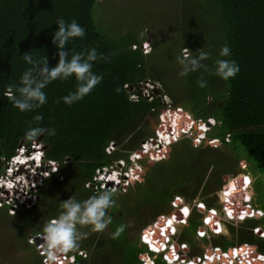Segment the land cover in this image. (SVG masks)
Wrapping results in <instances>:
<instances>
[{"label": "trees", "instance_id": "16d2710c", "mask_svg": "<svg viewBox=\"0 0 264 264\" xmlns=\"http://www.w3.org/2000/svg\"><path fill=\"white\" fill-rule=\"evenodd\" d=\"M197 2L200 5L195 6L196 14L205 13L207 17L195 15L192 32L183 35L182 46L188 48L193 57L198 56L200 50L210 53L211 58L202 61L207 65V70L202 68L184 78L179 77L182 91L178 90L179 87L165 85L169 88L167 92L151 89L149 97L142 93L144 82L148 79L162 80L152 72L150 54H144L138 47L141 43L133 35L134 29L130 28L124 37L116 39V36L97 24L95 10L99 0H0V173L18 154L20 147H30L38 142L39 137L35 141L25 138L30 128L55 130L54 136L48 135L47 131L40 136V142L45 145V160L58 164V171L44 178L37 190L40 216L45 221L58 218L63 211L61 202L72 196L77 201H85L100 191L111 190L103 188L95 191L87 187L86 182L93 180L97 169L126 156L123 150H136L144 139L153 134V124L150 126L146 117L150 115L157 119L158 114L166 108L163 94L170 96V109L180 111L185 125H193L197 119L215 117L218 124L208 136L223 137V144H238L255 166L264 172V0ZM187 6L188 0H182L180 15L184 33L189 31L184 28L190 23L188 16L183 15ZM59 18L67 23L75 20L86 32L83 38H73L66 45L69 60L76 53L86 56L91 49L96 50L98 57L103 55L108 58H98L92 63V72L101 76L102 81L90 94L69 106L63 102V98L77 91L78 82L74 75L67 80L57 79L43 89L47 97L43 106L21 112L14 107L5 92L10 91L19 96L17 89L22 86L21 77L32 68L23 59L25 53H30L34 59L47 57L50 70L58 65L59 49L53 39L59 28ZM211 19H214L219 31L218 36L212 37L218 38L216 50H209L205 44L207 39L202 37L203 25ZM224 45L230 48L231 55L228 57L219 55ZM220 59L234 60L239 65L240 71L235 78L225 81L215 74L216 61ZM201 78L206 81L205 87L197 83ZM37 115L43 117L38 123L34 121ZM227 134H230V141H225ZM112 142L118 149L109 152L107 150ZM151 173L150 169L146 172L140 166L131 174L133 184L116 192L113 197L115 206L108 210L112 223L107 237H103L102 232L96 238L98 232H93L91 238V226L85 227L88 232L86 245L81 244L88 247L94 256L100 252L107 253V259L110 260L118 252L122 256V264H140L148 253L144 246H140V242H131L129 239L126 242L123 237L125 227L118 239L112 237L119 226L127 223L126 215L117 210L120 206L118 197L130 200L132 212L139 211L136 213L137 219L148 222L157 219L149 211L138 210L134 204L136 192L140 193V200L144 199L142 196L149 200L155 198L157 191L149 186ZM162 192L165 193L163 200L172 199V190L167 188L166 182ZM9 207L5 203L0 207V214L16 220L28 218L21 224V231L25 244L33 248V252L25 256L24 264H47L48 258L42 248L36 251L26 236L29 232H25L24 225L32 220L31 210L24 211L21 205L16 214H9ZM146 225L138 227V237ZM196 225L194 221L190 228L195 230ZM34 226V233L43 232L44 225ZM78 227L79 231L84 232L83 227ZM107 238L109 240L105 241ZM252 240L264 245L257 239ZM81 248L79 245L77 250ZM53 264L64 263L57 260ZM68 264L94 263L91 257L77 256L74 263ZM159 264L165 263L160 259Z\"/></svg>", "mask_w": 264, "mask_h": 264}, {"label": "rangeland", "instance_id": "374dc122", "mask_svg": "<svg viewBox=\"0 0 264 264\" xmlns=\"http://www.w3.org/2000/svg\"><path fill=\"white\" fill-rule=\"evenodd\" d=\"M99 1L100 3L95 10L97 24L102 26L111 35L116 36V39L124 37V33L130 28V30L134 29L133 35L137 36V40L141 43L138 47H141L144 54H150L152 72L155 76L162 78V80L149 82L147 80L142 85V92L151 97L150 89L152 87L160 88L167 92L169 88H166L165 85L167 87H179L178 90L182 91L183 87L179 85V77L181 76H178V73L182 69L176 57L182 55V50L185 48L182 46L184 42L183 35L192 32V20L195 18V15L197 17H207L205 13L196 14L195 6L200 5L197 0H188V6L183 13V15L186 14L188 16L187 19L190 22L184 28L185 31L189 30L186 33L182 32L181 29L180 7L182 0ZM218 34L219 31L215 26L214 19L203 25L202 37L207 39L205 44L209 50H216L219 44L218 38L214 39L212 37L218 36ZM132 46L133 48L136 47V45ZM166 100H171L169 95H167ZM166 105H169V103ZM166 115L172 117L168 120L172 124V128L171 130L168 128L169 131H167L166 122H161L164 132L172 133L175 126L177 129L175 131L176 135L171 136L167 134L169 141L171 140L170 143L172 142L171 144L164 147L163 145L166 143L163 145L162 143H157L156 145H159V148L157 146L154 153L149 157H146L147 154L140 151L141 149L135 151L123 150L126 156L123 157L124 161L123 159L122 161L125 167L130 170V173L139 165L145 168L146 172L148 169L152 171L149 177L152 178L154 183L151 182L149 186L153 190H156L157 193L156 195L154 194L155 198L153 200H149L144 196H142L144 199L140 200L138 198L140 193L136 192L134 194V204L139 208L138 210L147 209L151 213V216H157V219H154V221L158 220L156 222H161L159 220L164 219L163 217L169 212L168 208L170 205L174 215L179 214L180 217L187 219L188 214L184 210L187 209L189 211L191 207L190 199L187 197H190V194L194 191H200L199 198L202 200L203 207L200 206L197 209L200 214L202 213L203 224L208 222L211 216H209L208 212H201L202 208L207 211L211 210L212 213L217 212V206L222 209V213H219L220 218L215 217L217 219L216 222L220 220L221 226L218 223L215 227L218 229V232L216 233V229L207 230V233L202 237L206 238V240L208 239V244L220 243L224 245L229 238L237 240L235 243H238L240 238H245L244 236L264 242V172L255 166L238 144L230 145L222 143L220 146L213 147L208 142L209 140L197 142V130L200 127V125H196L197 120L193 121V125H185L179 110L167 112ZM146 121L150 123V126L153 124L152 129L154 128L153 134L148 139L154 138V140H157L160 138L156 134L159 131L157 129L159 125L156 127L155 118L148 115ZM204 128L206 127L204 126ZM229 138L227 137V141L230 140ZM221 139L223 140V137ZM44 146V144L37 142L30 149H26V154L31 157L29 151L34 150L37 152L35 156L39 157L44 153ZM115 149L118 148H115V146L110 148L111 151ZM134 152L137 154L134 155ZM37 165L39 163L31 161L26 164H16L13 168H10L12 166V162H10L6 165L3 172L0 173V185L4 182H8V185H11L12 181L16 179V185L18 186L17 189L13 190V193L12 191L4 192L3 189L0 190V207L5 203L9 204V214L15 213L18 208H21V205L24 211L31 210L32 220L29 224L27 222L24 225L25 232H29L26 235L29 242L31 241V235L35 232L30 231V229L35 224L45 225L47 223L46 219L40 216V198L36 196V192L39 184L41 185V181L46 177V174L47 176L49 175L50 171L46 167L42 170ZM114 166L115 164H113ZM153 176L162 178L159 179ZM163 181L169 185H171V182L177 185L181 184V187L177 186L176 192L182 196L184 194L187 196L183 203L184 207H178V205L182 204L179 200L170 199L168 203L166 202L167 200H163V197H165V193L162 192L165 188V182ZM184 185L185 187L183 188L182 186ZM130 203L129 199H122L117 210L124 212L123 214L126 215V219H128L131 227V220L137 218L136 213L139 211L132 212ZM124 204H126L125 208ZM38 212L39 214L37 215ZM24 220H28V218L16 220L0 214V264H24L25 256L33 252V248H30L24 242V236L21 231V224L25 223ZM152 223L140 220L137 227L142 224L149 226ZM178 224L181 226L180 223ZM223 229L226 230L223 231ZM82 230L85 233L87 229L83 227ZM101 233H96V238ZM227 233L228 236H226ZM103 234V237L109 235L108 228L106 231H103ZM135 234L137 237L135 236L134 241H139L140 238L138 237L137 230H134ZM92 236L93 232H91V238ZM256 242L247 243L254 244L259 251H263L264 245H259ZM81 243L86 245V239L80 241L79 245L83 249V252H80V254L82 257H91L94 264H122V256H119L118 252L109 260L107 259V253L102 254L100 252L98 256H94L93 253H90L89 248L83 247ZM32 244L35 246L34 249L36 251H40V245H42L40 241H35ZM69 255L63 254L61 257L59 255L58 261L64 264L70 263L67 257Z\"/></svg>", "mask_w": 264, "mask_h": 264}, {"label": "clouds", "instance_id": "9594fccd", "mask_svg": "<svg viewBox=\"0 0 264 264\" xmlns=\"http://www.w3.org/2000/svg\"><path fill=\"white\" fill-rule=\"evenodd\" d=\"M57 23L59 25V28L58 31H56L54 34L53 43L57 45L59 49L58 65L50 70L48 66L47 57L42 59H34L30 53H25L23 55V59L28 64L32 65V68L26 70L21 77L22 86L17 89L19 96H16L10 91L5 92V95L8 96V98L13 102L14 107L18 108L21 112L31 111L43 106L47 102V97L43 89L46 88L48 84H50L51 82L57 79L67 80L74 75L78 82L77 91L75 93H70L68 96L63 98V102L69 106H71L74 102H78L82 100L86 95L90 94L91 91L95 88V86L102 81L101 76H98L92 72V63L95 62L98 58L105 60H107L108 58L104 57L103 55H100L98 57L96 50L91 49L88 51L86 56L83 53H76L72 55L71 59L69 60L68 52L65 50L66 45L73 38H83L86 35V32L85 29L81 27L75 20L71 21L70 23H67L63 18H59L57 20ZM219 55L221 57L230 56L231 55L230 48L227 45H224L221 48ZM210 58H211L210 53L205 52L203 50L199 51L198 56L193 57L191 55V51L188 48H184L182 50V55L176 57L177 62L182 66V71L178 73V76L185 77L189 73L196 72L202 68L207 70V65L203 64L202 61L209 60ZM216 66L217 67L215 74L221 77L222 79H224L225 81L231 78H235V76L240 71L239 65L234 60L230 61L228 59H220L216 61ZM149 81H156V80L148 79V82ZM145 83L146 82H144V84ZM197 83L200 87L206 86V81H204L202 78L198 80ZM151 89L156 91L162 90L160 88H155V87H152ZM132 97H136V95H132ZM166 98L167 95L163 94V98H162L163 105L166 108L158 114L155 123H156V127L157 125H159L157 129H160L163 126L161 122H166L165 126L167 128V131H169L168 128H170L171 130L172 124L169 123L168 120L169 118L172 117H168L166 114L167 112L175 111L177 109L176 108L170 109L172 106V102L171 100L170 101L166 100ZM168 103L169 105H166ZM42 119L43 117L41 115H37L34 117V121L37 123L42 121ZM208 121L211 123V125L207 124ZM217 124L218 121L213 116L205 120L197 119L196 125L198 126L200 125V127H198L197 130L198 136L196 138L198 140L196 141L200 142L202 140H206V141L209 140L208 142L212 144L213 147L220 146L223 143L221 138H216V137L212 138L208 136L209 132ZM204 125L207 126L206 129H203ZM175 128L176 126L174 127V134H175ZM202 130L203 132H201ZM46 131L47 134L50 136L55 135L54 129L47 130L42 127H34V128H30L26 132L25 138L29 141H35ZM158 132L156 134H158ZM165 133L167 132L165 131ZM167 134H170L172 136L171 132ZM229 135L230 134H227V136L225 137V141H227V137H230ZM162 137L161 140L158 139L156 141L158 143H162V145L166 143L165 145H163L164 147L172 143V142L167 143V141L165 142V140L162 141ZM148 138L144 139L140 143L139 148L136 149V150L141 149L140 151H142L144 154H147L146 157H149V155L151 153L153 154L154 151L156 150L155 149L156 147H149L148 148L149 150L145 151V147L143 146V143H145L146 140H149ZM215 139H217L216 140L217 144H214ZM38 142H40V140H38ZM35 144H37V142L32 144L30 147H28L27 145L20 147L18 154L12 157L10 161L12 162V166L10 168H13V166L16 164H26V163H30L31 161H34L37 164L39 163L37 167L41 169L42 167L45 169L47 164L52 165L53 167L52 170L47 169L48 171H50L49 175L54 172H57L58 171L57 163H55L54 161L45 160V155H43L44 153L39 157L35 156L37 152H35L34 150L29 151L31 153L30 155L31 157H29V155L26 154V149L27 148L30 149ZM114 146L116 147V144L112 142L109 145L107 151L112 152L110 151V148ZM157 148H159V146ZM129 151H135V150H129ZM13 162H15V164H13ZM139 167L140 165L137 168H135L134 171H131L128 177V181L131 177V174L136 170H138ZM124 169L130 172L127 167H124ZM107 173H109L112 177L116 176L115 173L109 170L107 171ZM48 176L46 174V177ZM122 176H126V175L124 174ZM6 178L8 179L7 176ZM95 182L98 185H100L102 180H95ZM119 184H122V187H125L129 183L124 185L123 182L120 181ZM1 187H4L5 189ZM17 187L18 186H16V179H14L11 185H8V182L1 183L0 190L3 189L4 192L12 191L13 193V190L17 189ZM6 188L8 189L6 190ZM117 189L118 187H116V189L113 188L111 190L100 191L97 195H94L85 201H77L75 197L72 196L68 200L61 202V208L63 209V211L60 213L58 218H54L48 221L43 227V232L33 233V235L41 234V238L43 239L44 243L40 246L43 250V254H45L48 258L47 264H53V262L57 261L60 254H66L68 252L76 251L79 248L80 241L87 238L88 233L79 231L77 227L78 225L80 227L91 226V232H98V233L103 232L108 228V226L112 223V217L108 215V210L115 206V200L113 199V197L116 195ZM36 196H37V192H36ZM13 214H16V211ZM124 227L125 226L123 225L119 226L113 233L112 238L118 239L120 235L123 233ZM246 242L253 243L251 241H246ZM74 262H70V263H74Z\"/></svg>", "mask_w": 264, "mask_h": 264}, {"label": "flooded vegetation", "instance_id": "af4514ba", "mask_svg": "<svg viewBox=\"0 0 264 264\" xmlns=\"http://www.w3.org/2000/svg\"><path fill=\"white\" fill-rule=\"evenodd\" d=\"M143 169L145 170V168H143ZM151 182L154 183L153 181H151ZM131 184H133V182H132V179L130 177L129 184L127 186H129ZM166 184H167V188L172 190L173 194H172L171 198L173 200H179L182 203V204L178 205V207L179 208L184 207L183 203H184L187 196L185 194H184V196H182L181 194H178L176 192V189L178 188L177 186L181 187V184L179 183L177 185L174 182H171V185H169L168 183H166ZM117 187H118L117 191H119V189L122 188V184H118ZM182 187L184 188L185 185ZM178 196H179V199H178ZM199 197H200V191L199 192L194 191L192 194H190V197H187L188 199H190V203H191V207L189 208V211H187V213H186V214H188L187 219H184V217H180L179 214L174 215V213H172L173 211L171 210V207L169 205V208H168L169 212L166 213V215L163 217L164 218L163 220L162 219L159 220L161 222H156L158 220H156V221L153 220L152 224H150L149 226H145L143 228V233L139 237L140 240L139 241L137 240V241L141 243L140 246L145 247V250L148 253L146 255H144V257L142 255L143 258H142L140 264H144V262H146L147 259H153L156 261L157 264H159V260L162 259V254H160V255L154 254L152 251H150L149 247L146 245V242L144 241V240H146L147 235L150 233H153V232L163 233L162 238L164 239V242H166L165 244L169 246L168 251L171 252V254H174V252H176L178 250V252L180 253V257H182L186 261H190V260L197 261L198 257L199 258L203 257V255L206 251H210L211 253H213L212 248L215 246H220L222 249L225 250L229 247H232L235 245L238 246V245L243 244L246 241L254 239L252 237L244 236L245 238H243V240H242V238H240L239 239L240 241H238V243H235L237 240H231L228 237L229 239L225 242L224 245L220 244V243H209L208 244V241H207L208 239L206 240V238L204 239L202 237H203V235H205L207 233V230L216 229L215 227L218 223L220 225V220H218L219 222H216L217 219L215 217H219V215H220L219 213H222V209H220L217 206V212L212 213L211 210L207 211L206 209L202 208L203 210L201 212H204V213L208 212L210 214L209 216H211L209 221L205 222V224H203L204 222L202 219V213L200 214L199 210L197 209L198 207L202 206V200ZM167 201L169 202L170 199ZM121 202H122V199L117 198V203H121ZM125 205L126 204H124V206ZM143 210L147 211V209H143ZM120 213H124V212L122 211ZM179 217H180V219H179ZM139 221L140 220L137 218L132 219L131 220V227H130L128 219H126V222H127L125 225L126 230H125L124 236H123L126 239V242H127V239H129V241H131V242H134L135 236L137 237L136 234L134 235V230L138 231L137 225H138ZM194 221L197 222L195 230L190 228ZM178 223H180L181 226H179ZM202 225H203V227H202ZM204 225L207 226V228H205ZM31 229H30V231L33 232V230L35 229V226H33ZM108 230H109V226H108ZM225 230L226 229H223V231H225ZM109 232H110V230H109ZM217 232H218V229H216V233ZM239 232H240V229H239ZM226 236H228V233L226 234ZM131 237H133V238L131 239ZM107 240H109V238H107L105 241H107ZM220 241H222V240H220ZM123 245H125V243ZM128 246H129V244H127L126 247H128ZM199 264H203V263L200 262Z\"/></svg>", "mask_w": 264, "mask_h": 264}, {"label": "built area", "instance_id": "2783aa9c", "mask_svg": "<svg viewBox=\"0 0 264 264\" xmlns=\"http://www.w3.org/2000/svg\"><path fill=\"white\" fill-rule=\"evenodd\" d=\"M164 135H167L163 131V126L159 129V140H161V137ZM172 135L174 134V131L172 132ZM175 137V136H174ZM157 139V140H158ZM217 139H215L214 144H217ZM158 142L154 140V138H150L149 140H146L145 143H143V146L145 147V151H148L149 146L150 147H157L159 145H156ZM111 151V150H110ZM136 152H134V155ZM124 161V159H123ZM120 159L119 161L116 160L113 162L115 166L113 167V164L102 167L97 169V174L94 176L95 180H102L100 187H106V186H112L113 188H116L119 182H123L124 185L128 184V177L130 175V172L124 169L125 164ZM111 171L115 173V177H112L107 171ZM130 171V170H129ZM126 176H122V175ZM17 186V185H16ZM86 186L92 187L90 183H87ZM163 233L159 232H153L147 235L146 240H144L149 247L150 251H152L154 254H162V261L165 264H199L202 262L203 264H264V253L262 251H259L257 247L254 244L250 243H243L241 245H235L232 247H229L227 249H222L220 246L213 247V253H211L212 256L209 257L210 251H206L203 255V257L197 259V261L190 260L186 261L182 257H180V253L178 250L174 252V254H171L169 252V246L166 245L164 242V239L162 238ZM30 242L33 243L35 241H40V243H44L43 239L41 238V234L39 235H31ZM214 257H216V260H214ZM144 264H157L155 260L153 259H147Z\"/></svg>", "mask_w": 264, "mask_h": 264}, {"label": "bare ground", "instance_id": "6f19581e", "mask_svg": "<svg viewBox=\"0 0 264 264\" xmlns=\"http://www.w3.org/2000/svg\"><path fill=\"white\" fill-rule=\"evenodd\" d=\"M204 126L207 128L206 125H204ZM204 126H203V129H206V128H204ZM201 132H203V130H202ZM163 140H165V142L167 141V143H170V141H171V140L169 141L167 135H164V133H163V137H162V141H163ZM87 182L90 183V184L93 186V189H94L95 191H98L99 189H103V188H106V189H107V188H109V189H113L112 186L100 187V186L95 182L94 178H93V180H89V181H87ZM0 186H1V185H0ZM1 188L5 189L4 187H1ZM7 189H8V188H7ZM7 189H6V190H7ZM115 189H116V188H115ZM116 192H117V190H116ZM80 252H83V249H79V250H77L76 252L71 253L69 256H67L69 262H74V261H76L77 256H82V255L80 254ZM210 256H212L211 253H210L209 257H210ZM214 260H216V257H214Z\"/></svg>", "mask_w": 264, "mask_h": 264}, {"label": "water", "instance_id": "95a60500", "mask_svg": "<svg viewBox=\"0 0 264 264\" xmlns=\"http://www.w3.org/2000/svg\"><path fill=\"white\" fill-rule=\"evenodd\" d=\"M207 124H208V125H211V123H210L209 121L207 122ZM38 140H40V137H39ZM52 168H53L52 165H50V164H47V165H46V169H48V170H52ZM43 169H44V168L42 167V170H43Z\"/></svg>", "mask_w": 264, "mask_h": 264}, {"label": "snow or ice", "instance_id": "6c2138e0", "mask_svg": "<svg viewBox=\"0 0 264 264\" xmlns=\"http://www.w3.org/2000/svg\"><path fill=\"white\" fill-rule=\"evenodd\" d=\"M247 182V181H246ZM185 212H187V209L184 210Z\"/></svg>", "mask_w": 264, "mask_h": 264}]
</instances>
